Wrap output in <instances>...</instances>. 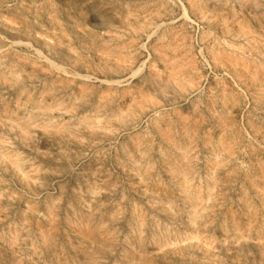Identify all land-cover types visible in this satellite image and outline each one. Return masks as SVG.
Masks as SVG:
<instances>
[{"label":"rangeland","instance_id":"1","mask_svg":"<svg viewBox=\"0 0 264 264\" xmlns=\"http://www.w3.org/2000/svg\"><path fill=\"white\" fill-rule=\"evenodd\" d=\"M0 264H264V0H0Z\"/></svg>","mask_w":264,"mask_h":264}]
</instances>
